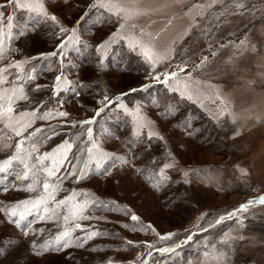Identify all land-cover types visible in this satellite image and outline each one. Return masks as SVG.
Wrapping results in <instances>:
<instances>
[{
    "label": "rangeland",
    "instance_id": "1",
    "mask_svg": "<svg viewBox=\"0 0 264 264\" xmlns=\"http://www.w3.org/2000/svg\"><path fill=\"white\" fill-rule=\"evenodd\" d=\"M0 113V264H264V0H0Z\"/></svg>",
    "mask_w": 264,
    "mask_h": 264
},
{
    "label": "snow or ice",
    "instance_id": "2",
    "mask_svg": "<svg viewBox=\"0 0 264 264\" xmlns=\"http://www.w3.org/2000/svg\"><path fill=\"white\" fill-rule=\"evenodd\" d=\"M18 2H19V0H13V3H18ZM101 6H102V7L115 8V9H116V14H117V15H119V14H123L124 17H125L126 19H128V18L131 17V12L129 11V9L124 8V7H121L119 4H107V5L102 4ZM238 6H239V7H243V5H238ZM136 14H137V15H140V14H145V15H146L147 13H136ZM50 18H51L52 20H56V17H55V16H52V17H50ZM65 31H66V30H65ZM241 43H243V41H242ZM140 46H141L142 48H145V54L147 55L148 52H149L150 50L147 49V47H146L145 45H143V44H141ZM60 47L63 48L64 45H60ZM51 55H52V56H55L56 53L53 52V53H51ZM148 59H149V60L152 59L151 55H148ZM17 67H19V65H17ZM172 75L175 76V74H172ZM60 79H61V77H59V76L56 77L57 85H59V81H60ZM157 79H159V77H157ZM19 91H20L21 94L23 93V89H20ZM7 111H8V112H11V111H12L11 107H9V108L7 109ZM0 114H2V113H0ZM59 115H61V116H66L67 113L61 112V113H59ZM86 123H91V121H86ZM20 134H21L20 132H17V135H20ZM66 147L70 148L71 145H66ZM58 151H59V150H58ZM65 155H66V153H65ZM52 156H53V154H45L43 157H40L39 159H40L41 161H43V160H46V159H50V158H52ZM13 159H17V157H13ZM10 163H11V161H10V160H7V161H4L3 164H0V172H3V171L5 170V167H6L8 164H10ZM61 164H62V161H61ZM25 167H27V165H25ZM58 167H59V165H58V164L56 163V161L53 159V166H52V168H47V169H45V171L47 172V175H48V176H54V175L56 174V172H55L54 169H58ZM25 178H27V177H25ZM80 178H81V179L84 178L83 174H81V177H80ZM50 187H51V186H50L49 183H47V182H45V183L43 184V189L45 190L46 193H48V197H47V199H53V198H54L55 189H53L51 192H49ZM29 190H32V185H29ZM74 197H75V193H73L72 196L68 197L67 200H61V201L57 202V204H56V208L59 209L62 205L67 204L68 201H72V200L74 199ZM47 199H46L45 197L42 196L41 199H40V201H37V203H40V202L47 203ZM24 203L27 204L28 202L25 201ZM249 203H261V204H264V197L259 198L258 201H250ZM86 205H87V202H85V205H84V206H82V205H80V204H73L72 207L69 209V211L71 212L73 218H76V219H86L87 217H84V216L82 215V213L86 210ZM34 206H35V205H34ZM247 207H248V205H243V206H242L243 209H247ZM45 211H48V209L45 208ZM12 215L15 216V215H16V212L13 211V212H12ZM233 215H234V214H233ZM21 218H23L22 215H21ZM131 218H132V220H134V221L139 219V218H138L137 216H135V215H133ZM64 219H65V220H68L69 217H68V216H65ZM76 227H80V225L77 224ZM63 235H64V236H67L68 233L65 232ZM91 235H92V236H95L96 233H92ZM170 236H171V234H169L168 237H164V238H165V239H166V238H170ZM164 251H167V249H165ZM38 254H39V253H38Z\"/></svg>",
    "mask_w": 264,
    "mask_h": 264
}]
</instances>
